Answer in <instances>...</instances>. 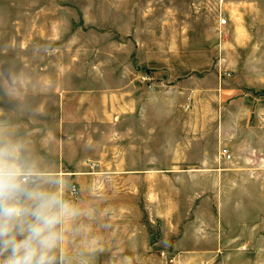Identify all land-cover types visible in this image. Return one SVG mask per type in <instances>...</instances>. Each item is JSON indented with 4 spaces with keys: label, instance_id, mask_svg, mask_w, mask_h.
Listing matches in <instances>:
<instances>
[{
    "label": "rangeland",
    "instance_id": "obj_1",
    "mask_svg": "<svg viewBox=\"0 0 264 264\" xmlns=\"http://www.w3.org/2000/svg\"><path fill=\"white\" fill-rule=\"evenodd\" d=\"M235 123L210 197L191 126ZM0 131L79 210L58 264H264V0H0Z\"/></svg>",
    "mask_w": 264,
    "mask_h": 264
},
{
    "label": "clouds",
    "instance_id": "obj_2",
    "mask_svg": "<svg viewBox=\"0 0 264 264\" xmlns=\"http://www.w3.org/2000/svg\"><path fill=\"white\" fill-rule=\"evenodd\" d=\"M40 172L22 141L0 131V264H58L79 210Z\"/></svg>",
    "mask_w": 264,
    "mask_h": 264
},
{
    "label": "crops",
    "instance_id": "obj_3",
    "mask_svg": "<svg viewBox=\"0 0 264 264\" xmlns=\"http://www.w3.org/2000/svg\"><path fill=\"white\" fill-rule=\"evenodd\" d=\"M185 84H188V82L186 81ZM189 95V93H186V96ZM190 96V95H189ZM216 100H218V96L215 95ZM191 99H193L191 97ZM195 102H197V99L195 98ZM199 109L198 106L196 107L194 104H187L184 106V111L188 112V115H191L192 113L197 114L198 111L195 110ZM165 109H157L155 110V114H163V111ZM256 114H258V111L255 112ZM263 116V113L261 114ZM192 129V142H194L193 146H192V155H189L190 159H188V163L191 165L194 169H192V173L191 175L194 178H198L199 176H202L204 180H208V185H210L209 189H210V193H208V195L211 197L212 193L214 192L215 195H217V190L218 187L220 185V182L222 181L221 179L228 176L230 172H226L224 171V169L222 168V164L223 163H227V164H233L235 165L234 169H240L238 171H235V174H239L242 175V171L241 168H237L236 165L240 164V163H245V164H249V163H253L256 160H259V154H258V145H253V143L251 144L250 148L251 149V153H253V151L256 153L255 155L251 154V156H243V150H242V146L240 148V156H237V158H234L233 153L231 152V147L232 145H237L238 143H240L242 145V141H243V132H244V126L243 124L240 123H235L232 126L230 125V128H227L225 125H219V124H203V125H194L191 126ZM247 127V126H245ZM181 128H183L181 126ZM180 129H175L173 125H167L166 123H155L154 125H149L146 128V131L151 132L153 134H151V137L154 138L155 140H158L159 138L162 137L163 133H173V132H177ZM249 130L247 132H250V138L251 140H257L258 141V129H254V126H250ZM201 144L195 143L198 141H201ZM211 143L210 147L206 146V143ZM233 142V143H232ZM220 145H224L227 146L226 148L228 149V152L231 155V159H227L225 156H223L220 152L221 148L219 149L218 147ZM245 148V147H244ZM214 150H216L219 154H216L214 152ZM248 150V149H247ZM236 152H237V147H236ZM200 153V155L197 156V154ZM215 153V154H212ZM234 159V160H233ZM233 160V161H231ZM231 161V162H230ZM197 165H201L200 166H196ZM221 165V166H220ZM198 167V168H197ZM200 170H202V172H200ZM198 176V177H197ZM235 177V176H234ZM209 198L210 200V209H208V219H209V224H210V228H220V221L221 219L219 218L220 215V206L217 204H212V200L214 202H216V196L215 198H213L211 200V198ZM219 223V224H218ZM213 226V227H211ZM113 243V242H110Z\"/></svg>",
    "mask_w": 264,
    "mask_h": 264
},
{
    "label": "built area",
    "instance_id": "obj_4",
    "mask_svg": "<svg viewBox=\"0 0 264 264\" xmlns=\"http://www.w3.org/2000/svg\"><path fill=\"white\" fill-rule=\"evenodd\" d=\"M226 24L225 20H222L221 26H224ZM221 154L225 156L227 159H231L230 153L226 149H222Z\"/></svg>",
    "mask_w": 264,
    "mask_h": 264
}]
</instances>
